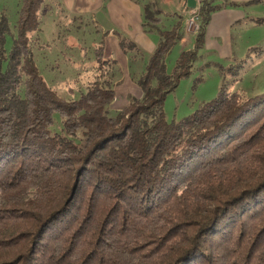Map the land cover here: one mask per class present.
Returning a JSON list of instances; mask_svg holds the SVG:
<instances>
[{
	"label": "trees",
	"instance_id": "16d2710c",
	"mask_svg": "<svg viewBox=\"0 0 264 264\" xmlns=\"http://www.w3.org/2000/svg\"><path fill=\"white\" fill-rule=\"evenodd\" d=\"M251 3L264 1L201 0L193 44L169 69L183 16L167 24L144 2L143 28L157 42L146 52L116 32L139 66L130 74L141 92L114 114L120 69L101 41L65 43L92 51L72 59L86 66L78 97L60 94L39 70L41 15L65 14L61 0H20L8 48L0 8V264H264V89L232 86L246 58L219 65L217 94L190 113L169 120L163 109L203 56L212 12ZM58 22L67 41L72 29Z\"/></svg>",
	"mask_w": 264,
	"mask_h": 264
},
{
	"label": "rangeland",
	"instance_id": "374dc122",
	"mask_svg": "<svg viewBox=\"0 0 264 264\" xmlns=\"http://www.w3.org/2000/svg\"><path fill=\"white\" fill-rule=\"evenodd\" d=\"M20 0H0V8H4L9 22L10 33L6 35L5 46L8 48L12 41V33L15 31L14 23L17 18V9L19 8ZM251 6V5H250ZM248 12L253 17H264V3L261 5H252ZM59 9V7H57ZM52 9L51 11H44L41 15V30L39 33V43L33 48L34 57L39 67L40 72L48 83L52 84L60 94L65 97H78L80 88L77 83H83L86 80V74L83 67L76 68L74 60L87 61L88 57L92 56L91 44L94 40L100 38L101 33L97 32L96 28L92 27L91 23L85 25V28L76 30L77 23L82 25L84 22L78 21L76 18L67 17L63 11ZM60 19L62 30L66 29V32L72 29V35L67 36V41L64 38L57 37V20ZM79 19V18H78ZM80 20V19H79ZM244 23V24H243ZM241 25L232 28L233 37L232 45L234 48L231 54H221L217 48L210 49L205 46L203 56L196 61L189 75L181 78L178 85L174 90L169 92L164 100L163 109L166 117L171 119L180 118L191 111H193L202 101L208 100L217 94L223 72H225L219 65H223L224 68L230 64H234L242 58H246L243 66L239 71V79L232 83L233 87L242 89L247 94L256 92L257 90L264 89V19L261 22H257L255 19L246 20ZM85 24V23H84ZM84 26V25H83ZM74 28V29H73ZM61 30V28H60ZM74 30L76 32H74ZM91 32V35L89 34ZM68 33V32H67ZM66 33V34H67ZM80 44H87L88 51L87 56L81 55L79 48L68 47L65 45L68 42L71 45H76L74 42L78 38ZM86 41V43H83ZM184 42H177L171 47L167 55V65L171 69L176 57L178 56L180 49L184 46ZM190 43L193 44V34L190 35ZM83 56V57H82ZM206 62H210L205 65ZM215 62L216 64L212 63ZM202 65H204L202 67ZM78 69V70H77ZM139 69V66L135 68ZM133 70V69H132ZM131 70L127 74L131 78ZM203 75V80L194 82L195 77ZM123 74L116 72L115 80L120 81ZM74 78V79H73ZM73 79V81H72ZM73 85L75 87L71 92H68L67 86ZM137 85V84H136ZM78 86V87H77ZM81 87V86H80ZM133 94L128 92L127 94L119 93L118 100L114 99L108 111L110 114H114L118 108L123 107L128 103L129 95ZM116 100V101H115ZM123 103V104H121Z\"/></svg>",
	"mask_w": 264,
	"mask_h": 264
},
{
	"label": "crops",
	"instance_id": "0c3cea01",
	"mask_svg": "<svg viewBox=\"0 0 264 264\" xmlns=\"http://www.w3.org/2000/svg\"><path fill=\"white\" fill-rule=\"evenodd\" d=\"M67 17L82 16L90 18L97 32L101 33L96 41L103 45V56L111 57L117 60L120 72L123 74L120 81L114 86L116 97L119 93L127 94L131 92L139 95L141 90L127 74L129 70L136 68V63L129 62V53L124 52L119 44L117 31H121L131 37L146 52H151L157 42V34L154 31H146L143 28V7L142 4L149 0H61ZM155 8L166 15V23L171 24L177 18V14L183 16L181 24V36L173 44L184 42L180 49H187L192 46L190 35L194 32L186 27L187 15L190 12V6L187 0H151ZM245 1V0H235ZM264 1V0H263ZM263 3H251L245 6H224L212 12L205 33V46L210 49L217 48L221 54H231L234 51L232 45V28L241 25L246 20H251L248 12L251 6L261 5ZM251 5V6H250ZM244 24V23H243ZM85 25L82 27L83 30ZM93 27V28H94ZM94 28V30H95ZM80 31V30H79ZM91 35V32L89 31ZM172 46V47H173ZM214 47V48H213ZM138 64V62H137ZM168 64V63H167ZM138 66V65H137ZM115 100V101H116ZM123 104V103H121Z\"/></svg>",
	"mask_w": 264,
	"mask_h": 264
},
{
	"label": "built area",
	"instance_id": "2783aa9c",
	"mask_svg": "<svg viewBox=\"0 0 264 264\" xmlns=\"http://www.w3.org/2000/svg\"><path fill=\"white\" fill-rule=\"evenodd\" d=\"M201 0H195V5L193 7L190 8V12L187 15V19H186V27L188 30H191L193 32H195V30L197 29V22H196V18H197V11L199 8V4H200Z\"/></svg>",
	"mask_w": 264,
	"mask_h": 264
},
{
	"label": "water",
	"instance_id": "95a60500",
	"mask_svg": "<svg viewBox=\"0 0 264 264\" xmlns=\"http://www.w3.org/2000/svg\"><path fill=\"white\" fill-rule=\"evenodd\" d=\"M187 4L190 7H193L195 5V0H187Z\"/></svg>",
	"mask_w": 264,
	"mask_h": 264
}]
</instances>
